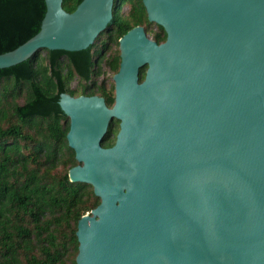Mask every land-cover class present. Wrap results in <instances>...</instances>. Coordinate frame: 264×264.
<instances>
[{
    "label": "water",
    "instance_id": "water-1",
    "mask_svg": "<svg viewBox=\"0 0 264 264\" xmlns=\"http://www.w3.org/2000/svg\"><path fill=\"white\" fill-rule=\"evenodd\" d=\"M142 1L166 41L142 26L120 39L114 106L57 98L69 181L99 199L77 222L75 264H264V0ZM62 2L44 0L40 30L0 70L85 50L112 20L114 0Z\"/></svg>",
    "mask_w": 264,
    "mask_h": 264
},
{
    "label": "trees",
    "instance_id": "trees-1",
    "mask_svg": "<svg viewBox=\"0 0 264 264\" xmlns=\"http://www.w3.org/2000/svg\"><path fill=\"white\" fill-rule=\"evenodd\" d=\"M80 1L63 0L62 7L70 13ZM124 5L130 7L126 14ZM45 11L44 0H0V54L37 34ZM153 25L142 0H114L110 24L85 50H40L0 70V264H75L77 222L99 199L91 186L69 181L68 170L78 163L57 98L95 95L114 106L115 85L94 88L92 80L112 50L106 65L119 71L122 37L137 26L149 34ZM156 27L153 39L161 44L166 33ZM75 78L84 83L79 91L70 89ZM118 132L119 121L113 120L102 146H114Z\"/></svg>",
    "mask_w": 264,
    "mask_h": 264
},
{
    "label": "rangeland",
    "instance_id": "rangeland-1",
    "mask_svg": "<svg viewBox=\"0 0 264 264\" xmlns=\"http://www.w3.org/2000/svg\"><path fill=\"white\" fill-rule=\"evenodd\" d=\"M129 10H130V7H128L126 5H124L122 7V13H124V14L129 12ZM157 30L158 29H157L156 25H153L151 27L150 33L148 34L151 39H153L154 34L157 32ZM115 49L116 48H114V50ZM112 52H113V50H112ZM112 52H110V53L105 55L104 61L99 66V68H100L99 74L97 75V77H95L92 80V83L94 84V88L98 87V86H104L105 88H111L113 85H115L114 76H115L116 72L112 71L106 65V62L108 61V58H110L108 56H110L112 54ZM42 56H44V54H42ZM143 72L145 73V69H143ZM82 85H84V83L82 81L78 80V78H75L70 83V89L79 91L81 89ZM75 97H79V95H75ZM60 167L61 166L58 165V168H60Z\"/></svg>",
    "mask_w": 264,
    "mask_h": 264
},
{
    "label": "flooded vegetation",
    "instance_id": "flooded-vegetation-1",
    "mask_svg": "<svg viewBox=\"0 0 264 264\" xmlns=\"http://www.w3.org/2000/svg\"><path fill=\"white\" fill-rule=\"evenodd\" d=\"M156 25V24H155ZM154 40V39H153ZM164 43V42H163ZM160 44V43H159ZM162 44V43H161ZM145 73H146V70H145ZM141 74L142 73H140V77H141ZM94 97H95V95H94ZM86 98H88V97H86ZM90 98H92V97H90ZM99 98V97H98Z\"/></svg>",
    "mask_w": 264,
    "mask_h": 264
}]
</instances>
